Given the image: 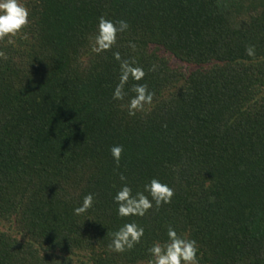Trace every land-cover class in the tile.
<instances>
[{"label":"trees","instance_id":"obj_1","mask_svg":"<svg viewBox=\"0 0 264 264\" xmlns=\"http://www.w3.org/2000/svg\"><path fill=\"white\" fill-rule=\"evenodd\" d=\"M20 2L29 25L0 41V264H148L168 225L197 242L200 264H264V0ZM101 15L129 28L96 54ZM115 51L146 72L123 101ZM136 83L155 96L129 116ZM120 174L133 194L158 178L175 195L121 218ZM132 221L141 243L110 251Z\"/></svg>","mask_w":264,"mask_h":264},{"label":"clouds","instance_id":"obj_2","mask_svg":"<svg viewBox=\"0 0 264 264\" xmlns=\"http://www.w3.org/2000/svg\"><path fill=\"white\" fill-rule=\"evenodd\" d=\"M29 17V9L20 0H0V41L8 38V42L13 43L12 38L29 25ZM128 28L129 24L126 20L113 21L101 15L98 18L96 34L89 37L91 51L96 54L111 51L117 44L118 35L127 31ZM129 47L133 50L136 49L135 43L132 42H129ZM245 53L254 58L256 55L255 45H247ZM4 55L3 52H0V57ZM113 57L119 62L120 77L112 98L123 101L128 95L124 88L129 78L140 81L146 76V72L143 67L136 66L134 57L123 59L119 51L113 52ZM130 91L135 95L128 100L126 105L129 116L143 112L146 105L152 104L155 93L148 90L146 83L133 84ZM123 152V145H114L110 149L117 167H119ZM126 179L123 174H120L122 182H125ZM94 195L93 193L85 195L82 204L74 208L73 214L79 216L92 208L95 202ZM174 195V189L168 184L162 183L158 178H152L149 183L144 185L143 191H137L135 194L126 182L122 183L113 200L117 205L119 217H144L153 207L159 209L164 204H170ZM166 235V241H155L148 248L151 257L148 264H200L197 255L199 248L195 240L178 234L172 225L167 226ZM143 236L144 228L135 221L124 223L112 233L108 249L115 253L130 251L141 243Z\"/></svg>","mask_w":264,"mask_h":264}]
</instances>
